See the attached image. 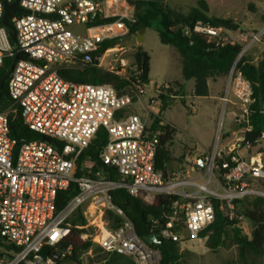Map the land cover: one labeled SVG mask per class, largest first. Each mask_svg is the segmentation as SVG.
Masks as SVG:
<instances>
[{"label":"built area","instance_id":"1","mask_svg":"<svg viewBox=\"0 0 264 264\" xmlns=\"http://www.w3.org/2000/svg\"><path fill=\"white\" fill-rule=\"evenodd\" d=\"M14 1L22 9L10 18L16 47L2 24L0 0V69L5 59L14 57L8 78L11 109L21 110L23 123L40 139L17 149L10 137L8 112H0V264H79L73 247L63 244L71 233L69 220L83 206L88 210L84 216L89 214L97 228L92 241L106 253L126 256L134 264H160V251L141 239L133 223L113 204L111 192L121 188L148 203L158 195L179 197L172 206L175 220L159 231L164 240L182 243L184 232L188 240L201 239L200 234L215 220L216 203L245 233V221H250L238 214L236 202L264 199V130L252 144H245L246 134L255 131L254 90L236 65L264 44V25L255 34L237 36L224 26L205 22L186 29V35H205L220 47L241 46L220 98L224 112L230 104L237 107L236 138L224 144L227 132L222 131L209 151L187 154L177 169L165 172L156 167V157L161 137L171 129L160 114V95L177 98L173 85L156 86L154 95L145 99L148 85L128 72L124 58L115 73L135 77L130 93H120L111 85L66 81L59 74L63 68L83 67L94 59L101 67L109 54L126 52L120 44L131 36L127 22H134L135 12L129 0H8ZM111 40L117 43L100 54L102 45ZM133 67L136 71L134 62ZM102 127L108 132V143L100 160L114 170L116 178L94 171L91 160L84 162L83 174L77 176L79 157ZM73 184L77 195L58 211L59 192ZM109 210L125 219L118 229L109 228ZM181 217L179 231L175 222ZM81 238L87 240L90 235L84 232ZM46 247L51 249L49 256L44 254Z\"/></svg>","mask_w":264,"mask_h":264},{"label":"trees","instance_id":"2","mask_svg":"<svg viewBox=\"0 0 264 264\" xmlns=\"http://www.w3.org/2000/svg\"><path fill=\"white\" fill-rule=\"evenodd\" d=\"M134 6V22H127L130 26V35L135 36L142 28H151L155 21L160 24V39L162 44L174 46L182 58V72L186 80H194L193 96L196 98H206L209 96V80L215 77H227L237 61L241 52V46L220 47L208 41L207 36L201 34L186 35L187 28H192L197 22L209 23L212 26H224L228 30H234L235 24L231 20L208 17V5L205 0H200L197 6L192 7L187 14H181L171 9L164 0H129ZM116 18L110 19L111 21ZM264 22V15L262 16ZM98 24V23H97ZM117 40L106 41L101 50L112 48ZM21 56H18L20 59ZM150 56L143 50H137L134 54V65L143 84H150ZM15 64L14 57L7 58L0 69V80L12 70ZM236 68L243 73L251 83L254 90V104L252 106V126L256 132L264 130V59L257 64L253 63L248 56L241 57ZM66 81L93 84L111 85L120 93H130L135 83V77H124L117 75L98 66V61L93 60L83 67L63 68L59 72ZM181 88V87H180ZM182 89V88H181ZM181 92L175 91L174 96H179ZM162 101L161 116L164 111L174 104L169 94H161ZM12 102L8 95V80L3 86L0 85V112H8L10 137L16 141L18 149L24 143L39 140L40 137L31 131L22 120L21 110L11 109ZM166 135L160 140L158 154L156 157V167L164 169L171 160L170 146L172 144V133L175 132L173 126L168 125ZM108 143V132L105 128H100L90 146L82 153L77 163V176L83 174L82 166L86 160L94 163V171H106L110 179L116 178V173L111 167L104 165L100 160V153ZM78 189L73 184L69 190L61 191L58 194L56 207L61 211L66 207ZM112 202L120 208L125 217L134 225L136 234L141 238L156 234L161 244L155 246L160 251V264H180L182 252L177 242L167 241L160 237L159 231L166 223L174 221V210L172 206L179 200L178 196L158 195L150 203L143 197H132L126 189H116L111 192ZM237 212L240 216L250 221L252 225L251 236L244 233L238 226V221L229 220L225 214L219 210L216 203L214 222L200 234L201 239H206V246L212 251H217L221 247L236 246L238 249V259L235 264H263L264 256V199L255 198L236 202ZM106 219L109 228L118 229L125 219L114 211H107ZM158 222L159 225H156ZM183 218L177 220L176 229L182 231ZM71 233L63 247L72 246L74 259L83 264L82 256L94 249L95 253H104L102 264H134L133 261L123 255L106 253L100 246L96 245L92 238L82 240L81 234L87 232V219L83 214L82 207L69 220ZM0 242V246H1ZM51 249L46 247L44 254L49 256ZM2 255V253H0Z\"/></svg>","mask_w":264,"mask_h":264},{"label":"rangeland","instance_id":"3","mask_svg":"<svg viewBox=\"0 0 264 264\" xmlns=\"http://www.w3.org/2000/svg\"><path fill=\"white\" fill-rule=\"evenodd\" d=\"M171 8L181 14H187L192 7L197 6L200 0H164ZM208 5V17L228 19L234 22L235 29L231 30L233 36L242 33L255 34L264 25V0H205ZM159 21H155L151 28L146 29L143 36L142 49L150 56V84L146 87L145 99L154 95L156 86L173 85L181 94L174 99L168 109L164 111L163 118L166 123L175 128L172 136L170 152L172 160L162 169L165 172L173 171L179 167L181 157L193 155L213 147L222 131L233 126L236 106L230 104L226 112L216 97L224 92V77L210 79L209 97L196 98L193 96L194 80H186L182 72V58L179 51L171 45L161 42ZM136 36H131L127 42L120 44L126 50L124 54H109L101 64L105 70L120 71V58H124L130 70L133 67L134 54L138 49ZM264 44H258L247 55L254 63L264 59ZM182 89H181V88ZM130 112H133L130 110ZM252 200V199H250ZM83 214L87 206H83ZM87 233L93 237L96 226L92 225L94 219L87 214ZM183 235L180 245L182 259L180 264H235L238 259L236 246L221 247L212 251L206 246V239L191 241ZM94 249L82 256L83 264H102L104 253H95ZM264 264V256L262 258Z\"/></svg>","mask_w":264,"mask_h":264},{"label":"water","instance_id":"4","mask_svg":"<svg viewBox=\"0 0 264 264\" xmlns=\"http://www.w3.org/2000/svg\"><path fill=\"white\" fill-rule=\"evenodd\" d=\"M4 3V16H3V21L2 24L4 27H6L9 30V36L10 40L13 44V46H17V39H16V30L14 29L13 25L10 22V18L15 14L22 12V9L19 7L18 2L14 1L13 3H9L8 0H2ZM146 31V28H142L137 32L136 36V43L138 45V49H142V44H143V36ZM131 36H129L127 39H130ZM10 75V72H8L1 80H0V85L3 86L8 80ZM261 137L260 132L256 131H250L246 134L245 136V144L250 145L254 141H256L258 138ZM144 241L150 245V246H158L161 244V241L157 238L155 234H151L149 236L144 237Z\"/></svg>","mask_w":264,"mask_h":264},{"label":"crops","instance_id":"5","mask_svg":"<svg viewBox=\"0 0 264 264\" xmlns=\"http://www.w3.org/2000/svg\"><path fill=\"white\" fill-rule=\"evenodd\" d=\"M263 51H264V48H263ZM250 54H251V53H250ZM253 63H254V62H253ZM255 64H257V63H255ZM219 78H220V77H219ZM227 78H228V76L223 78L224 90H225V87H226V84H227ZM209 83H210V80H209ZM223 93H224V92H221V94L218 95V96L216 97V99H217V101H219L220 105H222V104H221V100H220V98L223 96ZM209 94H210V91H209ZM208 97H209V96H208ZM236 109H237V107H236ZM236 131H237V129H236L234 123H233L232 128L226 130L227 135H226V137H225L224 144H227V143H229V142H233V140L236 138V135H234L233 133H235ZM232 134H233V135H232ZM211 148H212V147H211ZM211 148H208V149H206V150H204V151H201L200 153H204V152H206V151H209ZM253 151H254V150H253ZM200 153H197V154H200ZM241 153H242L243 155H245V152H244V151H242ZM183 157H184V156L181 157V162H182V160H183ZM181 162H180V163H181ZM180 163H179V165H180ZM244 227H245V233H246L248 236H251V233H252V230H253V229H252V225H251V223L248 222V221H245Z\"/></svg>","mask_w":264,"mask_h":264}]
</instances>
